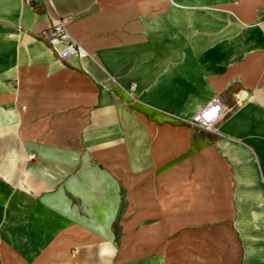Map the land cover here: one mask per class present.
<instances>
[{
    "label": "crops",
    "instance_id": "0c3cea01",
    "mask_svg": "<svg viewBox=\"0 0 264 264\" xmlns=\"http://www.w3.org/2000/svg\"><path fill=\"white\" fill-rule=\"evenodd\" d=\"M0 264H264V0H0Z\"/></svg>",
    "mask_w": 264,
    "mask_h": 264
},
{
    "label": "built area",
    "instance_id": "2783aa9c",
    "mask_svg": "<svg viewBox=\"0 0 264 264\" xmlns=\"http://www.w3.org/2000/svg\"><path fill=\"white\" fill-rule=\"evenodd\" d=\"M49 5L54 10L50 1ZM41 36L44 38L50 50L61 61H67L72 57L85 58L88 56L83 45L74 40L69 34L67 21L58 15H56V19L52 25L41 31ZM226 112L219 100L213 99L208 105L188 119L186 123L189 126L209 131L213 123L225 115Z\"/></svg>",
    "mask_w": 264,
    "mask_h": 264
}]
</instances>
